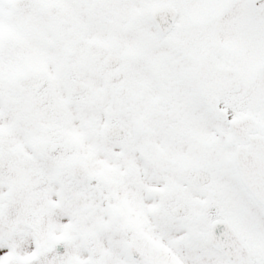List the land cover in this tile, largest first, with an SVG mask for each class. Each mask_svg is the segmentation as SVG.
I'll list each match as a JSON object with an SVG mask.
<instances>
[{"label":"snow or ice","instance_id":"1","mask_svg":"<svg viewBox=\"0 0 264 264\" xmlns=\"http://www.w3.org/2000/svg\"><path fill=\"white\" fill-rule=\"evenodd\" d=\"M0 264H264V0H0Z\"/></svg>","mask_w":264,"mask_h":264}]
</instances>
